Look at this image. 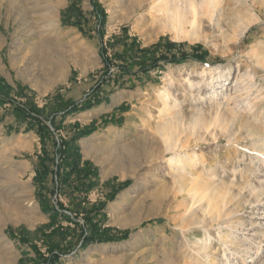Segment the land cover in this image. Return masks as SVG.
<instances>
[{
	"label": "rangeland",
	"instance_id": "obj_1",
	"mask_svg": "<svg viewBox=\"0 0 264 264\" xmlns=\"http://www.w3.org/2000/svg\"><path fill=\"white\" fill-rule=\"evenodd\" d=\"M7 1L0 0V87L10 88L0 105V264L54 256L56 264H264V0H221L213 22L203 18L186 39L160 28L157 0H15L27 9L24 23ZM93 4L105 15L101 38ZM166 42L182 45L177 54L200 45L206 57L160 62L138 72L127 84L133 89L113 94L118 68L151 65ZM238 73L247 76L235 96ZM218 75L220 85L206 87ZM106 93L128 98L112 127L96 123L98 131L71 142L92 122L77 114L51 137L69 143L66 162H76L78 175L58 189L49 173L38 185V157L43 146L53 155V144L17 127L12 107L37 108L51 127L70 103ZM163 130L172 132L171 150ZM46 204L65 217L51 220ZM86 232L109 242L83 248Z\"/></svg>",
	"mask_w": 264,
	"mask_h": 264
},
{
	"label": "trees",
	"instance_id": "obj_2",
	"mask_svg": "<svg viewBox=\"0 0 264 264\" xmlns=\"http://www.w3.org/2000/svg\"><path fill=\"white\" fill-rule=\"evenodd\" d=\"M93 9L95 10V12L99 18L98 19L99 28L97 29V31H98V34L101 38L102 37V29H103V26L105 24L104 11H103V9H101L96 4H93ZM72 25H73V27H76L78 29L80 28L79 22H73ZM160 44L162 45V43H158L156 45V47H159ZM163 47L166 48V53L161 54L157 58V60L155 59V61L153 63H151V65H149V66H143V65L138 66L136 68V72H134V73H138V72L146 73L151 69H155V68L159 67L158 63H160V62H162L163 66L164 65H179V64H182L184 62H187L188 60L203 62L204 58L206 57V52L202 49V46H200V45L192 46L190 48V53L181 51L178 54L175 52V49H180V47H182L181 44L166 42L163 44ZM163 66H162V69H163ZM124 74H127V75L131 74L132 75L133 72L131 70H128L126 67L118 68V72L115 75L113 83L111 85L112 88L133 89V86H127L126 82L118 80ZM8 91H10L9 87H7V86L2 87V88L0 87V105H4V104H6L5 101H9ZM4 92H6V93H4ZM17 92H18V95H21L19 90ZM108 93H106L103 97L91 100V101L86 102V103L80 102V101L79 102L75 101V102L70 103L66 109L61 111V114H60L61 116L58 119L59 120L58 124H56V119L54 117L49 119L51 127H48L44 123V120L39 118V116H38L39 110L37 108L31 107L29 109V108L22 106V105H19V104L12 107L11 112L15 118V122H17V124H18L17 127L22 125V126H24V132L27 133L29 131H33L39 137L41 142H43V141L45 142L48 139H50L51 143L53 144V152H52L53 155L51 154V152L50 153L47 152V150H45V147L43 146V150L41 151L43 158L41 157L42 159H40L38 157L40 170H39V173H37L34 177V179L37 181L38 185H42L43 182L40 180L43 177H47V175L50 173L54 176V181L52 180L54 186L56 185L57 188L59 189L60 186L67 184L69 182L70 178L77 174L78 170H77V166L75 164L76 162L74 164H70L71 165L70 167L67 165L68 162H66L69 143L67 141H60L58 144L54 139L51 140V137L53 136L55 131H57L59 129L60 125L66 119V117L76 115L79 113H83V112L88 111L91 108L98 106L104 102L106 103ZM100 123H101V127L114 125V122L112 120H107V121L103 120ZM14 127H16V126H14ZM74 127L79 128L78 124H74ZM98 130H99V127L96 126L95 123L91 122V124L89 126L83 127L80 130H78L72 136L70 141L76 142L80 138L88 137ZM14 131L19 132L18 130H14ZM56 157H58V160H56ZM48 163H51V165L53 167L52 170L50 169V166H48ZM86 173H88V172H86ZM38 179H39V181H38ZM92 185L93 184H90V186H92ZM40 201H41V199H40ZM40 203H42V202H40ZM47 206L48 205L46 204V205H43V207H41V208H42V211L45 214H47L51 220L57 219L58 216H61V218L65 217L64 214L59 213L58 209H60V208L58 206L57 207H54V206H52V207L48 206L47 207ZM151 223L152 222H148L146 224H142L141 226L144 227L146 225H150ZM121 234L123 237L127 236L126 232H123ZM83 236H84V241L82 244L83 248L86 247L88 244L92 243L93 241L109 242L108 239L93 240L94 238L92 236H90L89 233H87V232L85 234H83ZM52 259L54 261H51L50 259L44 260L45 264H56L58 257L54 256Z\"/></svg>",
	"mask_w": 264,
	"mask_h": 264
},
{
	"label": "bare ground",
	"instance_id": "obj_3",
	"mask_svg": "<svg viewBox=\"0 0 264 264\" xmlns=\"http://www.w3.org/2000/svg\"><path fill=\"white\" fill-rule=\"evenodd\" d=\"M158 3H156V6L158 8V13L160 14V17L158 18L159 22H160V28L163 31H168V32H173L174 37L176 39H186L187 36H189V34H195L197 33V31L200 29V26L202 24V20L203 18H206V20L208 19V22L211 23L213 22V16L214 14L216 15L217 13H219V11L221 12L222 7L220 8L219 4L221 2V0H157ZM244 6V5H243ZM248 6V5H247ZM4 8L7 10V12L9 11H14L16 13L19 14L20 20H18L21 23H24L23 21L26 18L27 15V9H24L22 7L21 4L16 3L15 0H11V1H7L6 3H4ZM52 9H49V13H52ZM29 13V12H28ZM54 14V13H53ZM53 14H50V18L53 16ZM221 14V13H220ZM47 15V14H46ZM49 15V14H48ZM226 15V14H225ZM42 16L44 17V15H38L39 19H42ZM14 17V16H13ZM41 17V18H40ZM46 17V16H45ZM55 17V16H54ZM222 15H221V19H222ZM236 17V16H235ZM237 18V17H236ZM235 18V19H236ZM225 19V18H224ZM239 21H242L241 18H238ZM250 19V18H248ZM45 21V19H44ZM51 21V20H49ZM204 21V20H203ZM221 20H219L220 22ZM237 21V20H235ZM245 21V20H244ZM243 21V22H244ZM219 22L216 23L215 25H218L217 27L220 28L219 26ZM251 22V21H250ZM241 23V22H240ZM247 23V22H246ZM237 24V23H235ZM23 26V25H22ZM214 27V26H213ZM216 27V29H217ZM243 27V26H242ZM245 29V28H244ZM244 29L241 31L243 32ZM242 34V33H241ZM239 37V36H238ZM191 38V37H190ZM204 72V71H203ZM243 73V72H242ZM245 74H240L238 73L236 80L234 82L233 87H235L234 90V95L238 93V96H240V91H241V86L240 84L243 82L242 80H244L246 76H244ZM219 76V75H218ZM252 77V76H251ZM250 77V79H251ZM225 78L224 75H221L219 77H217V79L215 80V82H213L214 78H211L210 81L206 82V87L209 88H213L215 87L214 84L217 83L220 85V81H223V79ZM244 78V79H243ZM249 78V77H248ZM242 79V80H241ZM218 81V82H217ZM226 81V80H224ZM249 81V80H248ZM222 83V82H221ZM253 83V82H251ZM223 84V83H222ZM194 84L190 83V87H193ZM252 87V86H251ZM250 87V88H251ZM244 88V87H243ZM242 88V89H243ZM247 91V90H246ZM249 91V90H248ZM214 94L216 93V91L213 92ZM233 94V93H232ZM247 94V93H246ZM249 94V93H248ZM158 97L160 100H163L166 96H167V88L164 85L162 88L158 89ZM223 96H225L223 94ZM236 96V95H235ZM235 96H232L235 98ZM248 96V95H247ZM230 97V96H229ZM261 97V95H260ZM214 98V97H213ZM248 98V97H246ZM227 99H232L227 98ZM243 99V98H241ZM248 100V99H247ZM236 101V100H235ZM234 101V102H235ZM233 102V101H232ZM231 102V103H232ZM230 103V104H231ZM251 105V102H250ZM249 105V106H250ZM229 105L227 104L226 107H228ZM252 106V105H251ZM234 107H235V103H234ZM220 109V108H218ZM226 110V114L228 112H231L232 110L229 109H224ZM223 110V111H224ZM235 111V110H234ZM232 111V112H234ZM238 112V110H236ZM235 114V113H234ZM232 114V115H234ZM237 114V113H236ZM235 117V116H234ZM219 120V118H218ZM217 120V121H218ZM224 123V122H223ZM230 123V122H229ZM219 124V123H218ZM221 124V123H220ZM229 128L233 127L234 125V121L233 123L229 124ZM228 128V130H229ZM230 128V129H231ZM163 135H162V140L163 142L166 144L165 146H167V150H171L175 147V141L174 139H172V132L170 131H165L163 130ZM228 139H230L229 141H231V136L228 135ZM262 157V156H261ZM263 159V158H262ZM179 162V160H174V159H170L169 161V165H171L173 162ZM263 164H264V160ZM253 169V168H252ZM255 169V168H254ZM255 171L254 174H256V170H252ZM33 209V208H32ZM140 220V218H137L134 222V224L138 223ZM258 224V223H257ZM254 226V224H251ZM261 225V224H260ZM257 226V225H255ZM254 226V227H255ZM228 229L231 231L232 234L234 233H238L237 229H235V223H230L227 224ZM235 227V228H234ZM251 227V226H250ZM258 227V226H257ZM236 236V235H235ZM251 236V235H250ZM210 237V236H209ZM241 240V239H240ZM238 241V240H237ZM244 250V249H243ZM243 252V251H242ZM246 257V256H245ZM245 257L242 258L243 261H245ZM9 264V263H7Z\"/></svg>",
	"mask_w": 264,
	"mask_h": 264
},
{
	"label": "crops",
	"instance_id": "obj_4",
	"mask_svg": "<svg viewBox=\"0 0 264 264\" xmlns=\"http://www.w3.org/2000/svg\"><path fill=\"white\" fill-rule=\"evenodd\" d=\"M136 67V66H135ZM135 67H133V70H131L133 72V74H124L121 76V81L126 82L127 84H131L133 82V79L138 78L139 74L138 73H134L136 69ZM146 74V73H145ZM110 89V87H109ZM118 90V89H117ZM109 91V90H108ZM120 90L114 92L113 94L119 92ZM113 94H110L107 97V102L102 103L98 106H95L93 108H91L88 111H85L83 113H79V114H87L88 117H91V121L93 123H100L101 121H107V120H112L114 122V120H117V116H120L123 114V102L127 101L128 98H126L127 96H123V97H118L117 99H115L114 101L111 100V96H113ZM100 97H97L96 99H98ZM94 100V98H93ZM91 101V100H90ZM107 107L103 110H100V108L102 107V105H104ZM77 115V114H76ZM100 120V122H99ZM113 125L107 126V127H112ZM106 127V126H105Z\"/></svg>",
	"mask_w": 264,
	"mask_h": 264
}]
</instances>
